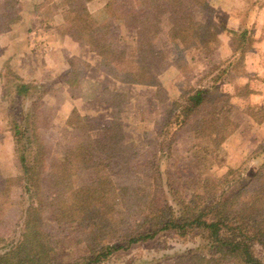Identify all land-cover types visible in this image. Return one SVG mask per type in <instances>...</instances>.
Wrapping results in <instances>:
<instances>
[{
  "label": "rangeland",
  "instance_id": "374dc122",
  "mask_svg": "<svg viewBox=\"0 0 264 264\" xmlns=\"http://www.w3.org/2000/svg\"><path fill=\"white\" fill-rule=\"evenodd\" d=\"M8 1L0 0V14L9 8ZM52 1L44 0V3ZM68 1L72 2L59 0L53 8L42 12L44 19L51 20L55 14L60 15L59 22L64 21L60 32L67 35L79 28L77 35L83 33L88 39L93 33L101 38L104 31L118 39L119 48L113 46V50L133 53L137 49L136 39L134 44L132 42L137 31L121 27L113 18L125 17L120 9H145L140 3L142 0H99V6L94 7L90 6L91 0L86 5L90 19L82 13L69 14ZM204 1L209 8L204 2L200 5L186 3L187 9L182 6V12L193 16L191 21L195 26L190 27L189 33L196 37L192 38V34L189 42L197 48L186 47L171 34L169 10L160 17L162 23L156 48L161 55L160 63H155L159 87H141L113 80L108 74L109 66L105 67L109 63L91 46L80 43L96 54V65L74 58L71 60L72 74L62 80L72 79L74 97L82 96L85 101L96 99L103 105V110L110 108L101 118L83 117L95 121L91 125L85 119L80 130L70 128L68 121L58 117L57 107L46 102L48 97L57 98L61 87L28 82L32 90L24 97L16 95V86L24 80L15 72L11 64L13 56L10 57L11 62L3 66L0 74L3 102L0 107V237L3 240L0 248H11L17 243L27 207L33 204L42 224L38 229L47 234L51 243L49 264H84L93 255L92 248L101 250L103 247L118 249L112 250L113 253L98 264H243L239 256L215 244L205 229L188 226L180 231L168 223L160 225L178 217L180 211H193L198 206V197L203 195L210 199L209 203L234 197L236 213L247 215L246 207L252 195L264 187V172L255 178L256 171L262 169L256 158L264 159V152L261 153L264 151V97L262 93L258 94L262 88L257 87V83L254 86L252 81V86L251 82L245 84L243 80H254L257 68L251 65L245 69L244 57L243 61H240L242 58H221V36L232 32L227 28V21L232 17L223 10H214L210 0ZM259 1L252 2L246 10H237L235 16L239 17L240 12L241 19L235 24L239 29L233 32L235 38L231 34L233 47L235 40L239 47L251 46L252 49V24L259 13ZM109 3L113 7L109 8ZM18 6L7 9L11 16L15 17L16 11L20 13ZM71 17L77 20L76 27H73ZM208 21L215 26L211 28ZM86 22H95L98 26L112 23V28H98L93 32L85 26ZM210 33L214 35L210 36ZM31 34L36 41L34 46L38 45L41 34L37 29ZM242 35L248 40L247 44L243 45ZM202 39L207 40L208 48L198 46ZM128 60V56L120 59L123 62L117 65L124 68ZM83 79L85 82L82 83ZM36 85L46 92L42 102ZM199 90L208 91L207 103L199 107L198 116H189L185 121L188 96ZM29 112L35 113L37 119H32ZM28 113L29 124L38 130L37 134L49 152L44 164L46 173L41 177L48 181L42 183L39 190L32 189L31 198L24 189L23 166L11 126ZM178 115L180 119H177ZM215 117L224 126L220 133H230L217 146L212 137L197 134L195 130ZM114 121L122 124L118 134L121 147L108 149L107 154L97 153L99 159L94 160L98 165L93 168L83 166L79 160L67 164L68 146L74 149L84 145L87 136L103 137V125L108 126ZM98 126L101 129L92 130ZM213 137L218 139L217 135ZM65 159L67 161L61 166ZM65 167L69 177L57 189L49 177L53 170L63 171ZM85 190H97V194H88ZM238 225L235 223L232 227L236 229ZM147 235L153 236L140 239ZM132 238L139 240L131 242ZM252 250L264 264V247L257 242Z\"/></svg>",
  "mask_w": 264,
  "mask_h": 264
},
{
  "label": "trees",
  "instance_id": "16d2710c",
  "mask_svg": "<svg viewBox=\"0 0 264 264\" xmlns=\"http://www.w3.org/2000/svg\"><path fill=\"white\" fill-rule=\"evenodd\" d=\"M90 1L91 0L68 1L67 4L71 6L69 14L78 15L82 13L86 19H90L91 16L86 6ZM201 2L205 3L204 0H142L140 3L142 6H145V9H141L140 11H135L133 9H120L123 10L122 13L125 17L120 16L114 17L113 19L117 20L121 27L137 31L135 35V45L137 46V49L133 53L127 51H116L115 49L113 50V46L115 48H119L117 45L118 39L116 35L107 34L104 31H102V36L104 38H100L98 35L93 33L92 35L89 34L88 39H86L83 37V33L77 35L76 30L79 28H75L73 33L69 32L68 35L78 43H84L91 46L93 51L98 56L107 61L109 64L105 65V67L109 66L108 74L117 81L130 85L159 87L156 77L155 63L161 55L156 48V39L160 33V25L162 23V19L160 17L164 14L165 10H169L171 14L169 18L172 26L171 34H173L176 39H179V41L186 47L191 46L190 48H197L195 44H191L189 42L192 34V38L196 37L194 33H189L190 27L195 26V24L191 21L193 16L187 12H182V6L187 9L186 3H190L192 5L198 3L200 5ZM6 3H8V5H6L9 8L15 9V6L19 4V0H10ZM108 7H113V4L109 3ZM205 7L209 8V5L206 4ZM7 9L5 12L0 14V34L5 32L10 25L18 22L20 19V13L18 11H16L17 15L13 17ZM72 20V23L74 24L73 27H76L77 20L75 17L74 19L72 18ZM208 22L209 23L207 25L211 26V28L215 26L212 21ZM95 25V22H86L85 26L93 32H97L98 28L105 30L109 27L112 28V23L103 26ZM213 29L214 33L217 34L216 29ZM214 33H210L209 35L213 36ZM206 42V39H202L200 40V43H198V46H203L204 49L208 48L206 46L208 43ZM245 42L247 44L248 40L245 39L244 35H242L243 45ZM234 44L236 45L235 40ZM236 46L239 47L238 45ZM100 47L104 49L101 50L102 48ZM127 56L130 60H128L125 64L126 67L121 68V65H117V63L122 64L123 61L119 60L125 59ZM14 79L16 82H19V79L15 77ZM21 83H23V85H21ZM19 84L20 86H16V95L19 97H24L32 90L31 86L23 81ZM35 87L40 89L39 94H41V97L39 101L41 100L42 102L46 92L42 89V86L36 85ZM194 92L188 96L189 105L184 108V112L186 114L185 121H188L187 118L189 116H198V113L200 112L199 107L205 102L207 103L206 97L208 96V91L199 90L195 93ZM29 113L33 115L32 119H34V117L37 119L35 113ZM29 113L27 114V117H23L22 120L20 119V122L11 123V126L16 143V150L23 166L24 175L22 181L25 183L24 189L26 194H28L31 198L33 197V195H31L32 189L39 190L42 183H46V181H48V179H43L41 177H43L44 173H46L45 165L46 160H48L49 152L44 141H42L38 136V130L29 124ZM177 117V119H180L179 115ZM75 119L76 121H74ZM85 119L88 120L87 124L90 123L91 125L92 122L95 121L83 118L77 111H74L68 120V126H70V128H74L75 130H80L84 126L82 123ZM220 122L221 120L215 117L207 121L206 124L204 123V126L195 129L196 133L203 134L205 137H212V141L217 146L220 142L222 143L230 136V133H220L221 128L224 127L220 124ZM30 127L34 129H30ZM121 127L122 124L119 121H114L108 126L103 125V137L93 139L92 137L87 136V140L85 141L86 143H82L84 145H78L74 149H71V147L68 146L67 164H70L71 161L79 160V163L87 168L96 167L98 165V161L94 160V158L99 159V156H96L97 153L107 154L108 149L121 147L120 144L122 140L119 138V131ZM99 129H101V126H98L97 128L92 127L93 131H97ZM112 131L114 132L112 133ZM214 135H217L218 139H215L213 137ZM89 146H91L90 149L85 148ZM263 152L264 151L261 153ZM67 159L60 163L61 166L64 165L62 163H65ZM256 162L262 167V169L256 171L257 175L255 178L259 177L264 172V159L262 160L259 156L256 158ZM67 170V167H65L63 171L53 170L49 179L55 188L58 189L64 185V180L69 177L67 176ZM36 177L37 180L35 179ZM85 191L88 194H97V190L93 192L88 190ZM98 195H100V193ZM198 200V206L193 211H180V215L178 217L173 220L163 221L160 225L162 226L168 223L180 231L186 230L188 226L205 229L210 232L212 240L215 244L217 243L220 245V248H227V252L239 256L243 264H262L261 261L254 256L252 248L253 244L257 242L264 247V187L261 192H256L252 195L251 200L246 207V210L248 211L247 215L242 212L240 214L236 213L234 209V197L226 200L221 199L217 203H209L210 199L207 198L206 195L199 196ZM37 218L36 209L32 204L27 207L23 229L20 233V239L11 248H0V264H49V258L52 250L51 243L47 234L41 229H38L42 227V224ZM235 223H239L236 229L232 227ZM152 236L153 235H147L145 237L142 236L140 239H150ZM138 240L139 239L137 238H132L131 242H137ZM2 242L3 240L0 237V244ZM116 249L118 248L112 247L111 249L109 247H103L101 250L92 248L93 255L87 258L84 264H98L104 258L111 255L113 253L112 250Z\"/></svg>",
  "mask_w": 264,
  "mask_h": 264
},
{
  "label": "crops",
  "instance_id": "0c3cea01",
  "mask_svg": "<svg viewBox=\"0 0 264 264\" xmlns=\"http://www.w3.org/2000/svg\"><path fill=\"white\" fill-rule=\"evenodd\" d=\"M58 1L53 0L46 4L44 0H19V21L10 25L5 32L0 34V74L3 71V66L10 63V57L13 56L11 64H13L17 75L25 83H46L47 86L52 88H62L57 98L56 96L48 97L46 102L54 104L57 107L58 117L64 119L65 122L68 121L74 111H77L82 117L101 118L105 110H110L109 107L103 110V105L98 103L96 99L89 98L85 101L82 96L75 95L74 97L71 84L72 79L62 80V78L66 79L70 76L74 70L71 62L72 59L77 58L89 63L93 62L96 65V54L92 51L90 52L68 34L65 35L60 32L59 28L64 21L62 23L59 22V14H55L53 16L54 19H44L45 17H43L42 12L53 8ZM254 1L210 0V4L214 10H223L232 17L227 21V28L232 32L221 36L222 43L219 48L221 58L224 60L231 57H234V59L242 58L240 61H243L244 57L245 69L251 68V65L256 66L258 74L253 76L254 80H243L245 84L254 81V86L257 83L256 86L262 88V92H258V94L262 93L264 97V0L257 2L259 3V13H256L254 24L250 23L254 28V36H252V44L254 43V45L252 49L251 46L241 48L237 47L234 43V47L232 45V35L235 38V33L233 32L239 31L238 27L235 28V24H238L241 19L240 12H238L239 17L235 16V14L240 8L246 10ZM98 2L99 0H93L90 2V6L94 7V5H98ZM217 18L220 19V17ZM36 29L41 34V38L37 41L38 45L34 46L36 41L31 33H34ZM135 39L134 37L133 44ZM43 42L46 44L42 45ZM108 79L111 80L110 77ZM239 79L241 80V78ZM83 82H85V79L82 80ZM251 85L253 86V83ZM1 94L0 89V107L3 105Z\"/></svg>",
  "mask_w": 264,
  "mask_h": 264
}]
</instances>
